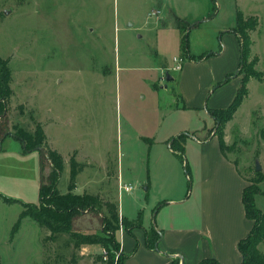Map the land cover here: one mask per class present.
Wrapping results in <instances>:
<instances>
[{
  "label": "rangeland",
  "instance_id": "obj_1",
  "mask_svg": "<svg viewBox=\"0 0 264 264\" xmlns=\"http://www.w3.org/2000/svg\"><path fill=\"white\" fill-rule=\"evenodd\" d=\"M236 12L243 22H258L249 32L248 63L258 60L254 72L262 79L249 80L248 95L227 125L230 146L224 154L235 161L246 187L258 192L255 206L264 212V0H0V57L8 62L13 92L8 123L0 133V195L38 202L41 153H23L11 134L12 126L31 134L39 124L47 144L64 156L57 190L67 193L70 152L76 150L75 160L92 169L78 176L77 193L101 190L100 199L117 205L126 220L116 223L125 256L132 255L136 243L137 248L144 245L142 225L147 230L161 218L171 222L177 216L183 225H195L199 171L191 166L197 140L213 127L207 116L210 101L224 103L233 86L221 89L213 81L199 90L198 82L210 69L229 68L230 78L240 83L243 75L234 76L240 45L231 32ZM173 13L183 21L182 31ZM183 55L184 75L178 80L173 58ZM181 91L187 101L201 98L202 109L182 110L176 96ZM179 134L186 136L183 163L168 148ZM44 167L47 173L46 162ZM117 168L121 185L132 186L131 191L117 187ZM155 199L165 201L159 211H151ZM21 210L20 204L0 200V264H99L100 256L108 259L99 245L74 249L67 236L45 240L47 233L29 219L10 241ZM102 218H107L105 211L85 212L74 220V229L103 236ZM120 247L119 241V250L111 252L115 259ZM259 249L264 253V243Z\"/></svg>",
  "mask_w": 264,
  "mask_h": 264
},
{
  "label": "trees",
  "instance_id": "obj_2",
  "mask_svg": "<svg viewBox=\"0 0 264 264\" xmlns=\"http://www.w3.org/2000/svg\"><path fill=\"white\" fill-rule=\"evenodd\" d=\"M177 23V29L182 31L183 24L177 17L174 18ZM258 22L253 19L252 22L241 19L240 12H236V29H232L231 32L238 37L240 45V62L237 69V77L243 75L240 78L239 87L231 101L226 108L219 109H207L209 117L213 121V127L210 132H213V136L217 138L219 149L222 153L227 150L228 146L224 141V128L226 124L233 118L235 112L248 95L247 84L251 78L261 81V74L257 76L254 72V66L258 60L254 59L248 63V55L251 49V40L249 38V32L254 30ZM187 35V34H186ZM186 35L184 39L186 41ZM189 60L190 54L187 52ZM182 58L185 59L184 55ZM230 77L226 78L223 82L219 83L217 87L226 83ZM11 83V71L8 67L7 60H3L0 57V133L4 129V125L8 123V103L13 92L10 88ZM216 87V88H217ZM22 107L20 106V109ZM14 133L11 134L13 139L17 140L22 147L23 152L33 151L35 148H42L44 153H41L40 161V185L38 202L36 204L21 203L16 199L6 198L0 195V200L7 204H20L22 210L14 223L10 232V241L19 230L21 223L25 219L33 221L42 231L47 233L45 240L56 241L60 236H67L68 243L73 245L74 249H79L83 246L99 245L108 255V259L102 256L98 258L99 264H124L129 256H125L120 252L115 259L114 253L119 250V241L117 240V225L119 218L125 223L126 220L120 217L118 207L115 203L108 200H102L97 195H90L83 193L81 195L74 194L72 191L76 187V177L86 167L85 164L78 163L75 160L74 154L69 159V181L67 185V193L61 194L57 190L60 175L63 170V158L56 151L51 149L47 142L44 131L39 124L35 125L34 131L31 134H27L22 130L12 126ZM8 135V134H6ZM185 135L179 134L173 138L169 144L171 153H173L182 163L184 162V143ZM0 140V151L1 148ZM44 162L47 163L49 170L45 173ZM186 176H189V169L187 163L185 164ZM262 177L258 179L261 182ZM258 192L245 187L242 192V204L247 219L252 221V227L248 235L241 239L237 244V250L241 255V264H264V253L259 249V245L264 243V212L256 208L254 197ZM164 205V202L159 206ZM107 214V218H102L103 236L95 234L83 233L74 229V220L85 212L94 213L99 215L104 212ZM139 227H141L140 218H137ZM130 234L129 232H127ZM131 235V234H130ZM161 232L153 230L151 233L145 232V244L149 249L155 248V243L160 239ZM137 248L135 244L134 251ZM133 251V252H134ZM73 260H71V263ZM198 264H219L214 258L203 259Z\"/></svg>",
  "mask_w": 264,
  "mask_h": 264
},
{
  "label": "crops",
  "instance_id": "obj_3",
  "mask_svg": "<svg viewBox=\"0 0 264 264\" xmlns=\"http://www.w3.org/2000/svg\"><path fill=\"white\" fill-rule=\"evenodd\" d=\"M173 16L176 17L177 15L173 13ZM180 57L182 58V56ZM230 73L231 70H229V68L210 69L201 80L199 79V90H204V88H202L204 87L203 83L209 86L213 81L218 82L216 84L223 82L226 78L230 77ZM183 75L182 67L179 71L178 80L183 77ZM223 78L224 80H222ZM238 79L239 78H230L228 80L229 82L227 81L220 86L221 89H225L227 85H233L231 86L232 90L230 95L224 99V103L218 105L216 103H211L210 101V109L224 108L230 103V100L234 96V92L238 87ZM186 90L188 89L186 88ZM188 91H190L187 92L188 94L192 93L193 88L190 86V90ZM214 91H212L211 94ZM204 92L208 93L209 90L207 89ZM181 94L178 93L176 96L181 100L179 104L181 105L182 110L188 111L202 109V104L200 102L201 98L199 101L191 102L187 101L183 91H181ZM207 116L209 117L208 113ZM209 119L211 118L209 117ZM228 124L229 122L224 128V141L229 147L230 135L228 133ZM209 132L203 141L197 140L199 148L194 147L197 149V156L191 166L194 171L196 170L195 172L199 171L197 186L199 197L197 222L195 225L185 226L179 222L180 220L177 216L173 218L171 222L161 218L159 221L157 220L155 225H151L150 229L147 230L142 225V228L139 229L142 231L141 235L144 238V245H141L140 243V246L126 259L125 264H198L201 260L209 259L211 256H214V259H216L219 264H241V255L237 250V244L241 239L248 235L252 227V221L246 218L242 204V192L247 185V180L240 173L235 161L220 151L217 138L213 136V132ZM150 141L152 142L153 140L150 139ZM51 144L48 146L58 152V150ZM169 151L171 153V150ZM74 152L77 151L72 150L70 153L73 154ZM63 157L64 156H62V158ZM63 161L62 171H65L64 158ZM85 165L86 167L78 176L83 175L88 170H92L91 167H89V164ZM187 165L189 164L187 163ZM115 175L118 187L119 184L121 185V181H123L122 171L117 168V173L114 174V176ZM78 176L76 177V180ZM104 177L107 179L108 176L104 175ZM180 187L181 194H183L182 183L180 184ZM185 188H187V186H185ZM99 189L101 188L99 187ZM81 190L83 193H86L83 189ZM77 192L78 184L76 182V187L72 193L78 195L83 194ZM99 192H101V190H96L93 194L98 195L97 193ZM187 194L188 191L186 190V193H184L185 198L187 197ZM181 198L184 197L181 195ZM179 200L181 201L182 199ZM162 202L165 203V201L155 199L151 211H155V208ZM164 205L159 206L158 209L162 208ZM158 209L157 211H159ZM120 216L124 218L122 214H120ZM153 230L160 231L161 237L156 242L157 248L149 249L145 244V232L151 233ZM132 232L135 231L133 230ZM121 234L119 241L121 246L120 251L123 254L124 250L121 244Z\"/></svg>",
  "mask_w": 264,
  "mask_h": 264
},
{
  "label": "built area",
  "instance_id": "obj_4",
  "mask_svg": "<svg viewBox=\"0 0 264 264\" xmlns=\"http://www.w3.org/2000/svg\"><path fill=\"white\" fill-rule=\"evenodd\" d=\"M182 62H183V59L181 57L180 58H173L174 66L172 68V71L179 72L182 68V65H181ZM118 187H119V190H124L126 192H129L132 190V186H130V185H120L119 184Z\"/></svg>",
  "mask_w": 264,
  "mask_h": 264
},
{
  "label": "water",
  "instance_id": "obj_5",
  "mask_svg": "<svg viewBox=\"0 0 264 264\" xmlns=\"http://www.w3.org/2000/svg\"><path fill=\"white\" fill-rule=\"evenodd\" d=\"M7 13L8 12H6V14ZM234 76H237V72L235 73ZM165 78H166V81H171L172 80V77L168 73L165 74ZM22 147L24 148V145H22ZM34 150L35 151H39L40 153H44V150L42 148H35ZM255 171L256 172L260 171V166L258 164H256ZM155 248H157V243H155Z\"/></svg>",
  "mask_w": 264,
  "mask_h": 264
}]
</instances>
